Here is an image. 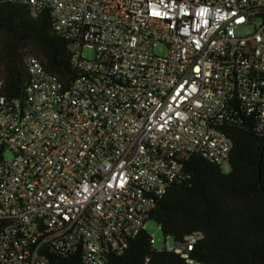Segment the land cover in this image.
I'll list each match as a JSON object with an SVG mask.
<instances>
[{
    "label": "built area",
    "instance_id": "1",
    "mask_svg": "<svg viewBox=\"0 0 264 264\" xmlns=\"http://www.w3.org/2000/svg\"><path fill=\"white\" fill-rule=\"evenodd\" d=\"M2 1L47 10L77 75L65 89L27 55L23 102L0 96V264H107L184 161L226 164L224 119L264 133V0ZM198 238L165 248L199 264Z\"/></svg>",
    "mask_w": 264,
    "mask_h": 264
},
{
    "label": "trees",
    "instance_id": "2",
    "mask_svg": "<svg viewBox=\"0 0 264 264\" xmlns=\"http://www.w3.org/2000/svg\"><path fill=\"white\" fill-rule=\"evenodd\" d=\"M68 44L47 10L33 16L25 5L0 2V96L23 102L27 55L67 89L77 75ZM256 126L242 111L224 119L217 129L231 142L227 172L190 156L147 215L164 243L197 234L189 256L199 264H264V133ZM150 240L143 229L122 251H107V264H186L173 250L153 249ZM42 255L46 264H82L77 252Z\"/></svg>",
    "mask_w": 264,
    "mask_h": 264
},
{
    "label": "rangeland",
    "instance_id": "3",
    "mask_svg": "<svg viewBox=\"0 0 264 264\" xmlns=\"http://www.w3.org/2000/svg\"><path fill=\"white\" fill-rule=\"evenodd\" d=\"M158 52L161 53L162 51L158 49ZM82 55L84 58L91 60L94 56V52L91 48L85 47L82 51ZM3 158L4 159H10V154L8 153H3ZM228 170L227 165L223 164L221 165V171L223 173H226ZM144 230L146 231V233L151 237V239L153 240V245L152 248L155 250H161L162 248H164L167 245H173V242L171 239H166V243H164V239L159 231V229L157 228L156 224L148 221L145 223L144 225Z\"/></svg>",
    "mask_w": 264,
    "mask_h": 264
}]
</instances>
